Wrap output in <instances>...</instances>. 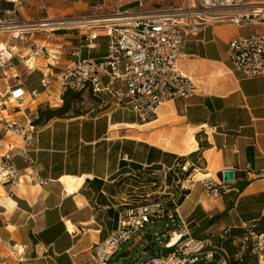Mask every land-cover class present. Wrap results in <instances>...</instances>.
I'll return each mask as SVG.
<instances>
[{"label": "crops", "instance_id": "0c3cea01", "mask_svg": "<svg viewBox=\"0 0 264 264\" xmlns=\"http://www.w3.org/2000/svg\"><path fill=\"white\" fill-rule=\"evenodd\" d=\"M66 1L83 17L137 15L157 9L153 8L156 5L164 9L182 3ZM100 30L96 40L100 47L92 50L87 48L83 32L30 33L21 43L0 35V41L16 54L7 71L8 84L39 93L37 98L27 95L20 109L18 103L8 101L1 113L21 121L38 116L39 106L58 96L56 83L48 90L41 86L42 70L61 73L78 61L74 55L78 50L82 59L102 61L109 43ZM252 33L264 34V26L240 28L215 22L188 36L178 69L197 90L188 98L161 106L149 123L140 122L115 98L83 92L85 107L79 116L38 125L30 155L39 176L47 181L45 185L29 182L30 165L18 154L22 140L12 133L4 135L3 153L8 146L15 147L14 163L22 185L0 189V255L7 256L9 246L16 243L28 251L27 264H89L93 247L117 228L121 211L140 201L154 181L169 186L176 183L170 169L188 160L199 171L182 175L181 215L195 236L226 230L222 248H232L231 253L227 251L231 257L239 253L243 239L254 233L264 211V76L245 78L234 69L228 52L231 40ZM33 41L45 45L50 58L24 60ZM102 80L109 81L107 76ZM6 88L7 83L0 79V93L8 98ZM226 170L234 171L233 182L224 181ZM206 175L222 184L221 200L201 185Z\"/></svg>", "mask_w": 264, "mask_h": 264}, {"label": "built area", "instance_id": "2783aa9c", "mask_svg": "<svg viewBox=\"0 0 264 264\" xmlns=\"http://www.w3.org/2000/svg\"><path fill=\"white\" fill-rule=\"evenodd\" d=\"M46 14V17L31 21L0 18V35H10L12 39L24 41L30 33L50 35L74 27L83 30L86 46L90 50L100 47L96 42L99 36L97 31L100 29L105 31L109 43L107 55L102 61L82 59L81 51L78 50L74 53L78 61L61 73L54 75L48 68L42 70L41 86L48 90L56 83L58 88V96L49 101V106H61L66 90L91 92L95 97L106 94L127 107L140 122L149 123L157 117L161 106L173 100L188 98L197 90L194 82L178 69L185 39L215 22L231 23L240 28L264 24V3L251 0H183L182 5L174 9H154L137 15L95 16L77 21L52 19L49 12ZM111 18L123 21L107 22ZM15 57L14 49L0 41V79L7 83L8 94L6 98L0 93V98H4L0 99V110L7 106L8 101L18 103L16 108L20 109L27 95L32 98L39 95L37 90L28 93L22 87L12 88L8 84L10 79L7 71ZM228 57L234 69L245 78L264 76V34L252 33L231 40ZM47 58H50L47 47L33 41L28 56L23 59L29 63L30 59ZM103 76L109 79L106 84L102 80ZM33 118L21 121L3 115L0 111V189L7 185H22V175L14 163L15 147L10 145L3 153V136L8 133L22 140L23 146L18 154L30 165L29 182L47 184L39 176L30 155L39 131ZM190 170L196 173L199 171L193 161L177 163L170 169L174 172L176 183L169 186L154 181L140 201L125 207L120 213L117 228L105 241L93 247L89 264H109L123 244L132 241L146 225L159 221L170 222L172 226L169 225L163 235L162 247L143 264H241L239 261L245 253V243H250L249 251L255 256L256 264H264V231L246 236L239 253L234 257L221 246L227 238L226 230L219 235L203 237L192 233L178 204L180 191L184 189L182 175ZM207 176L200 180L201 185L210 195L221 200L222 184ZM261 221L264 223V211ZM28 262V251L16 243L9 246L7 256L0 255V264Z\"/></svg>", "mask_w": 264, "mask_h": 264}, {"label": "rangeland", "instance_id": "374dc122", "mask_svg": "<svg viewBox=\"0 0 264 264\" xmlns=\"http://www.w3.org/2000/svg\"><path fill=\"white\" fill-rule=\"evenodd\" d=\"M257 3H264V0H251ZM183 2V0H182ZM12 6L6 7L7 4ZM182 5V3H181ZM181 5L172 6L169 8L163 7L164 9H174ZM74 6L66 0H0V18L4 20L11 17L13 20H38L47 16L52 19H66L71 21H77L80 19L87 18L88 16H81V14L73 11ZM153 8L159 10L162 8L160 5H156ZM12 12V14H8ZM98 16V15H96ZM111 17V16H108ZM264 24H260L263 27ZM67 32L82 33L83 30L74 27L65 28ZM99 31V30H98ZM104 31V30H100ZM61 32L62 31H57ZM45 34V33H44ZM10 36V35H7ZM28 36V35H26ZM20 42L19 40H17ZM21 43V42H20ZM18 46L21 44L18 43ZM41 99V98H40ZM47 99V96L42 97ZM16 105L15 102L10 103ZM85 105L81 103L80 111L83 110ZM172 224L170 222H154L146 225V227L130 242L123 244L117 253L112 257L109 264H143L148 257L155 251H158L162 247L163 235L169 229L168 226ZM219 235L220 233L214 232ZM141 238V239H140ZM249 244V243H248ZM250 245V244H249ZM225 248L229 253L233 249L225 245ZM251 264H255L256 259L251 257L248 259Z\"/></svg>", "mask_w": 264, "mask_h": 264}, {"label": "trees", "instance_id": "16d2710c", "mask_svg": "<svg viewBox=\"0 0 264 264\" xmlns=\"http://www.w3.org/2000/svg\"><path fill=\"white\" fill-rule=\"evenodd\" d=\"M10 6H12L11 3L6 5V7H10ZM63 100H64L63 104L55 108L50 107L49 104L40 105L38 108V118L36 119L35 123L37 125H41V124H45L46 122L52 119L67 118L70 116H79L82 113L80 111V105L83 102L82 92H74L71 90H66L63 95ZM263 231H264V223L260 221L253 229V232L260 233ZM249 244L245 243L246 250L242 256V259L239 261L241 264H251V262L248 259L250 258V256L255 258V256L250 254Z\"/></svg>", "mask_w": 264, "mask_h": 264}, {"label": "water", "instance_id": "95a60500", "mask_svg": "<svg viewBox=\"0 0 264 264\" xmlns=\"http://www.w3.org/2000/svg\"><path fill=\"white\" fill-rule=\"evenodd\" d=\"M37 116L33 118V121H36ZM223 179L225 182H233L234 181V171L233 170H226L223 173Z\"/></svg>", "mask_w": 264, "mask_h": 264}, {"label": "bare ground", "instance_id": "6f19581e", "mask_svg": "<svg viewBox=\"0 0 264 264\" xmlns=\"http://www.w3.org/2000/svg\"><path fill=\"white\" fill-rule=\"evenodd\" d=\"M112 21H123V19H114V18L112 19L111 18V19L107 20V22H112Z\"/></svg>", "mask_w": 264, "mask_h": 264}]
</instances>
